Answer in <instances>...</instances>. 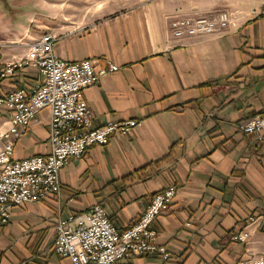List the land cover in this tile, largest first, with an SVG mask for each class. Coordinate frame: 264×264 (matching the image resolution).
<instances>
[{"label": "crops", "instance_id": "1", "mask_svg": "<svg viewBox=\"0 0 264 264\" xmlns=\"http://www.w3.org/2000/svg\"><path fill=\"white\" fill-rule=\"evenodd\" d=\"M53 4L59 18L38 22L36 29L56 37L53 49L61 59L118 66L82 92L91 126L128 118L140 125L71 157L59 170L58 198L13 207L0 228V264H71L50 249L55 217L98 203L122 231L170 183L176 186L170 207L151 224L170 253L168 264L264 261V134L258 140L238 129L240 121L264 111L259 0H181L178 6L132 0L119 9L104 0ZM219 10L231 18L226 27L173 36L174 20ZM24 26L0 22V71L42 33L27 35ZM36 77L34 68L15 70L0 78V90L30 89ZM47 120L46 109L34 113L26 131L12 140V158L49 151ZM7 128L0 106V134ZM5 142L0 138V150ZM240 231L247 232L245 241L236 237ZM157 263L156 255L141 254L116 264Z\"/></svg>", "mask_w": 264, "mask_h": 264}, {"label": "built area", "instance_id": "2", "mask_svg": "<svg viewBox=\"0 0 264 264\" xmlns=\"http://www.w3.org/2000/svg\"><path fill=\"white\" fill-rule=\"evenodd\" d=\"M260 15L264 18V0ZM226 11L179 18L171 23L173 36L207 35L227 26ZM56 37L41 33L27 46L21 59L4 64L0 78L17 69L32 67L38 78L30 90H0V106L6 109L8 128L0 134L6 142L0 150V228L11 216L13 206L24 202H41L56 197L58 172L68 158L79 156L92 144H104L114 131H125L139 125L127 119L91 127L90 112L83 90L115 71L116 65L95 68L91 60L65 61L53 49ZM48 111L47 140L49 152L26 158H12V139L24 132L38 110ZM244 134L264 130V112L254 114L238 124ZM174 186L155 192L144 212L129 226L118 231L103 208L93 205L87 212L58 218L54 224L53 253L67 258L71 264H116L126 255H156L158 264H168L170 253L158 243L156 231L150 227L154 217L164 212L174 193ZM236 237L245 241L247 232ZM16 264H30L23 260ZM234 264H264L262 258L242 259Z\"/></svg>", "mask_w": 264, "mask_h": 264}, {"label": "rangeland", "instance_id": "3", "mask_svg": "<svg viewBox=\"0 0 264 264\" xmlns=\"http://www.w3.org/2000/svg\"><path fill=\"white\" fill-rule=\"evenodd\" d=\"M53 1H55V0H0V22L2 21V24L4 23V21H7V24L8 23H16L17 21L18 22H20L21 24H24L25 26L24 27H26L27 28V35L28 34H33V33H37V31L38 32H42V33H45V32H48V30L47 29H45V30H43V31H41V28L42 27H40L39 29H36L37 28V24H39V23H44V24H50L51 22H53V21H56L57 20V18H59V17H57V14L55 15V13H53V12H55V10H53V6H54V4H53ZM67 1H69V0H67ZM72 2H74V3H76V4H80V3H84V4H87L88 3V1H90V0H71ZM91 1H93V0H91ZM106 3H107V5H110V6H112V8H116V9H119V7L122 5V4H126V3H128V2H131L132 0H104ZM172 2H173V4H176V6H178L179 5V3H180V1L181 0H171ZM183 1H185V0H183ZM188 1H192V3H196V1L197 0H188ZM97 3H99V4H101L100 2H97ZM68 8V6H67V3H66V5H62L61 6V11H64V10H66ZM57 9V8H56ZM260 9H261V0H259V11H258V13H259V15H260ZM219 11H223V10H219ZM219 11H216V12H219ZM215 13V12H214ZM210 15L211 14H213V13H209ZM203 15V14H202ZM205 15V14H204ZM206 15H208V14H206ZM229 15V14H228ZM199 17L200 16V14H195V15H190V16H186V17H182V18H193V17ZM260 16H262V15H260ZM230 18V17H229ZM4 20V21H3ZM230 20H231V18H230ZM11 21V22H10ZM39 22V23H38ZM231 22V21H230ZM229 22V23H230ZM228 23V24H229ZM227 24V25H228ZM28 45V44H27ZM27 47L28 46H26V49H27ZM26 51V50H25ZM23 55H24V53H23ZM22 55V56H23ZM22 56L21 57H19L18 59H16V60H13V62L14 61H17V60H19V59H21L22 58ZM89 60V59H88ZM65 61H67V60H65ZM74 61H76V60H74ZM92 61V60H91ZM92 63L94 64V62L92 61ZM113 65L114 63H108L107 64V66H105L106 68L109 66V65ZM95 65V64H94ZM114 65H116V64H114ZM117 66V65H116ZM101 66H98V67H96V68H100ZM23 68H27V67H23ZM22 68V69H23ZM30 68V67H29ZM32 68V67H31ZM117 69H118V66H117ZM116 69V70H117ZM18 70V69H17ZM35 71H36V69H34ZM115 70V71H116ZM115 71H113V72H115ZM112 73V72H111ZM110 74V73H109ZM109 74H107V75H109ZM107 75H105V76H107ZM36 78L33 80V83H34V81L38 78V74H37V72H36ZM104 76V77H105ZM103 78V77H102ZM101 78V79H102ZM100 79V80H101ZM99 80V81H100ZM98 81V82H99ZM98 82L97 83H95V84H98ZM92 85H94V84H92ZM32 86H33V84H32ZM31 86V87H32ZM91 86V85H90ZM88 87V86H87ZM18 88V87H17ZM19 88H21V87H19ZM13 89H16V88H13ZM21 89H24V88H21ZM31 89V88H30ZM30 89H25V90H30ZM84 99V98H83ZM86 102V101H85ZM87 104V103H86ZM88 107V106H87ZM88 110H89V108H88ZM89 112H90V110H89ZM264 112V111H263ZM263 112H261V113H263ZM257 114H260V113H257ZM128 119H131V118H128ZM125 120H127V119H125ZM133 120V119H132ZM124 121V120H123ZM136 121H138V120H136ZM121 122V121H120ZM139 122V125H140V121H138ZM109 123V122H108ZM29 124V123H28ZM139 125H135V126H133L134 128L135 127H137V126H139ZM28 126V125H27ZM92 127V126H91ZM133 127H130V128H133ZM26 129H27V127H26ZM26 129L24 130V132L26 131ZM119 131V130H118ZM23 132V133H24ZM114 132H116V131H114ZM2 133H4V132H2ZM22 133V134H23ZM255 134H257V139L258 140H260L261 139V137H262V134H264V130H261V131H256L255 132ZM21 135V134H20ZM19 135V136H20ZM111 135V134H110ZM110 135L108 136V138L110 137ZM17 138V137H16ZM13 140V139H12ZM107 141H108V139L106 140V142L104 143V144H92V145H98V146H102V145H105L106 143H107ZM49 146V145H48ZM90 146V145H89ZM86 149V148H85ZM49 152V151H48ZM47 152V153H48ZM84 152H85V150H84ZM83 152V153H84ZM82 153V154H83ZM44 154H46V153H44ZM82 154H80L79 156H81ZM36 155H38V154H36ZM79 156H72V157H79ZM71 157H69L68 158V161H69V159H70ZM68 163V162H67ZM66 165V164H65ZM64 165V166H65ZM64 166H62V167H64ZM61 167V168H62ZM60 168V169H61ZM58 174H59V172H58ZM58 180H59V177H58ZM170 185H172V186H174V193H173V196H172V198H171V200H170V202H169V204H168V208H167V210L169 209V207H170V204H171V201H172V199H173V197H174V195H175V192H176V186H175V184H172V183H170L169 185H167L165 188H163V189H166L168 186H170ZM163 189H160V190H163ZM160 190H158V191H160ZM59 192H60V182H59V191H58V195H59ZM157 192V191H156ZM58 195L56 196V197H51V198H48V199H46V200H52V199H54V198H58ZM152 197V196H151ZM150 197V198H151ZM46 200H44V201H46ZM150 200V199H149ZM44 201H41V202H44ZM99 205V206H101L100 204H98V203H94V204H92L90 207H89V209L93 206V205ZM16 206H19V205H16ZM13 207H15V206H13ZM12 207V208H13ZM102 207V206H101ZM103 208V207H102ZM88 209V210H89ZM12 210V209H11ZM104 210V209H103ZM166 210V211H167ZM166 211H164V212H161L160 214H162V213H165ZM84 212H87V210L86 211H84ZM84 212H80V213H84ZM104 212H105V210H104ZM143 212H144V210H143ZM142 212V213H143ZM141 213V214H142ZM69 214H73V215H75V214H79V213H69ZM69 214H66V215H64V216H62V217H65V216H67V215H69ZM105 214H106V212H105ZM140 214V215H141ZM139 215V216H140ZM106 216H107V214H106ZM158 216V215H157ZM156 217V216H155ZM154 217V218H155ZM58 218H61V216H57V217H55V219H54V223H53V238H54V224H55V222H56V220L58 219ZM107 218H108V216H107ZM109 219V218H108ZM154 220V219H153ZM110 221V220H109ZM8 222H9V220H8ZM7 222V223H8ZM111 222V221H110ZM153 222V221H152ZM152 222H151V224H152ZM6 223V224H7ZM151 224H150V227H152L151 226ZM130 224H128L127 226H129ZM126 226V227H127ZM125 227V228H126ZM155 230V229H154ZM156 231V230H155ZM240 232H244V231H240ZM239 232V233H240ZM156 233H157V236H156V239H157V237H158V235H159V232H157L156 231ZM53 241V240H52ZM159 243V242H158ZM51 246V245H50ZM50 249H51V247H50ZM167 249V248H166ZM52 251V250H51ZM168 251V250H167ZM53 252V251H52ZM169 252V251H168ZM55 254V253H54ZM56 255V254H55ZM129 255H131V254H129ZM139 255H141V254H139ZM58 256V255H57ZM127 256V255H126ZM59 257V256H58ZM125 257V256H124ZM123 257V258H124ZM60 258H62V257H60ZM24 260H27V261H29L30 262V260L29 259H24ZM21 261H23V260H21ZM20 262V261H19ZM158 262H159V259H158ZM18 263V262H17ZM30 264H31V262H30ZM158 264V263H157ZM234 264V263H233Z\"/></svg>", "mask_w": 264, "mask_h": 264}]
</instances>
